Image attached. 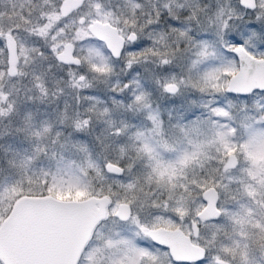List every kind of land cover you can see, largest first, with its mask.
I'll return each mask as SVG.
<instances>
[{
    "label": "snow or ice",
    "instance_id": "snow-or-ice-1",
    "mask_svg": "<svg viewBox=\"0 0 264 264\" xmlns=\"http://www.w3.org/2000/svg\"><path fill=\"white\" fill-rule=\"evenodd\" d=\"M0 264H264V0H0Z\"/></svg>",
    "mask_w": 264,
    "mask_h": 264
}]
</instances>
